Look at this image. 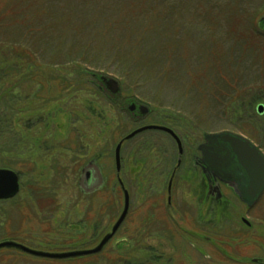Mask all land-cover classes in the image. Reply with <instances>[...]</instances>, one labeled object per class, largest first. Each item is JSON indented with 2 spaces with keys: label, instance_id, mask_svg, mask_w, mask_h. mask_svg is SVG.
I'll return each mask as SVG.
<instances>
[{
  "label": "rangeland",
  "instance_id": "rangeland-1",
  "mask_svg": "<svg viewBox=\"0 0 264 264\" xmlns=\"http://www.w3.org/2000/svg\"><path fill=\"white\" fill-rule=\"evenodd\" d=\"M263 16L264 0H0V85L7 89L11 83L15 88L16 81L23 83L18 80L23 74H14L18 70L42 77L37 78L40 84L25 79L16 89L18 97L13 90L4 94L0 87V118L9 127H0V160L16 161L17 168L28 170L20 162L27 158L25 154L32 150L33 143L24 137L28 133L20 126H28L31 134L42 133L46 111L52 117L51 137L45 138L48 149L35 155L47 170L23 174L24 188L28 189L20 197L25 200L23 205L15 208L12 201L0 202V240L14 239L32 250L48 253L84 248L85 240L93 235L91 229L84 232L69 225L68 229L64 227L68 235L56 237L45 231L43 221L50 218L51 225L57 226L65 212L77 221L79 215H85L86 201L92 193L103 187L104 198L96 197L94 226L98 224V235L108 232L107 224L122 210L119 201L123 191L111 192L108 186L115 177V147L130 131L155 121H174L186 148L194 139L201 142L203 134L228 132L244 137L264 156V111L257 112L259 105L264 106ZM27 54L37 67L27 62ZM100 76L115 80L121 97L147 106L149 116L153 112L154 117L143 122L128 121L132 118L127 100L120 97L110 102L106 92L98 88ZM11 96L16 98L14 106ZM38 110L42 115L36 118ZM17 125L23 135L20 140L16 137ZM144 139L161 140L168 153L177 151L161 131H146L123 144L121 160L132 201L121 234L128 226L137 227L140 221L138 210L144 196V189L139 188L142 156L138 153L133 158L138 163L132 165L128 154ZM152 150L147 154L150 158L157 155L152 157ZM97 155L102 157L97 167H92L95 183L88 187L83 174V181L78 182V168ZM163 179L166 183L168 177ZM37 182L39 185H35ZM163 184L158 185L156 193H163ZM177 197L190 199L181 190ZM99 200H106L102 208L98 207ZM254 212L257 216L253 221L264 237V196ZM238 222L231 229L235 230ZM219 225L218 230L227 235L219 250L233 254L235 234L231 235L226 219ZM78 233L86 239L76 238ZM116 240L122 245L116 252H124V238L118 234L111 245ZM110 247L102 253L70 260H38L12 250L8 255L17 264L18 260L20 264H107L108 256L110 264H124L113 261L116 256L109 255L113 253ZM203 248L202 256L209 253L214 257L215 251ZM202 256L194 264H206Z\"/></svg>",
  "mask_w": 264,
  "mask_h": 264
},
{
  "label": "flooded vegetation",
  "instance_id": "flooded-vegetation-1",
  "mask_svg": "<svg viewBox=\"0 0 264 264\" xmlns=\"http://www.w3.org/2000/svg\"><path fill=\"white\" fill-rule=\"evenodd\" d=\"M97 80L100 84L98 88L102 91L101 93L106 92V94L108 95L107 99H109L110 102L114 103L118 100V98L120 99L121 93H112L105 81L102 80L101 76L99 78L97 77ZM18 87L19 83L16 86V89H18ZM15 94V97H18V93ZM121 98L122 100H127V111L129 112V116L131 115L132 118V120L128 119V121L143 122L154 117L153 112L152 115H150L151 117H153L151 118L149 116L151 110L150 108H147V106H143L141 104L139 105L138 102L130 100L125 96ZM49 101L50 99H48V102ZM132 105L134 106L133 110L130 109V106ZM141 107L147 108L145 113H143ZM40 115H42V113L40 110H38L36 118ZM129 116L128 118H130ZM33 118H35V116ZM51 118L52 117L50 111H46V115L43 119V121H45L43 122V132H34L35 134H31L27 129L26 133L28 134L24 135V137L30 138L33 143L32 150L25 154L27 158L23 159L22 162H20V164L22 165L21 167L25 168L27 166L28 170L24 172L21 169L17 168L16 165H18V163L16 161H12L13 165L16 166L15 169L6 167L0 168L14 171L18 176L19 182L18 194L13 199L4 201L0 200V202L12 201L14 202L13 204L15 208L23 205L25 200H20V197L25 194H23V191L28 190L24 188V184L22 181L23 174L32 172L35 173L36 170H47L44 166V162L40 163V161H36L35 155L36 153L44 152V149H48V145H45V138H47L48 140V138L51 137ZM35 121H37V119ZM31 122L33 124L34 120ZM34 124L36 125V122H34ZM150 125L163 126L174 131V133L180 138L183 157H181L179 162L178 146L173 137L165 132L163 133L167 136V138H169L172 145L175 146L177 150L175 152L176 154L174 152L168 153L167 146H165V144H160L162 141H159L157 139H152L150 142H147V140L144 139L140 146H137L134 151H132L131 149L128 155L129 159L133 163L132 165L138 163L137 161H135V159H133L138 155V153H140L139 156H142V159L140 160L141 162H139V176L141 178L143 176V179H141L139 182V188H143L144 191L148 190L146 194L144 192L143 199L140 203V210H138L141 212L139 219L140 221L137 226L138 230L132 229L134 228V226L132 228L131 226H128V228H126V232L128 234L126 232H123V234H121V230L125 225L127 218H129L131 212L132 200L130 197L129 211L124 222L121 224L118 231L115 232V235L112 237V239L107 243L108 245H105L101 253L106 250L107 246H111L109 250L113 252H116L118 250L117 248L122 246L121 244H119V240H116L112 244L113 246L111 245V242L119 234L122 236V238H124L123 246H126L123 252L124 264H179L180 260L183 261L182 264H194V262L196 261L197 263L200 256H202V250H204L203 247L208 248V251L209 249H211L212 253L213 251H215V254H213V258L209 253L208 255L202 256L203 262H205L206 264H264V237L260 236L258 227L256 226V222L253 221L256 215L254 211L258 207L259 202L264 196V187L259 195H253V192L257 189L258 181L254 180L255 183L252 181V176L249 174L250 172L243 166L235 153H233L231 144L221 138H208V136L216 134H203L201 142L198 143V141L194 139L192 140V143H190L191 146L186 148L185 142L178 132V128L174 126L176 125L174 121H159V123L155 121V123H150L148 126ZM16 128V137L18 136V139L20 140L23 135L18 132V125L16 126ZM20 128L22 129V126H20ZM143 133L137 136H140ZM129 134H131V131ZM232 135L237 136L235 134ZM126 136H123V138ZM123 138H120V140H122ZM241 138L247 141V139H245L244 137ZM129 141H124L123 144L125 142L128 143ZM251 145L255 147L253 144ZM124 149L125 148L121 149V159L122 155L124 154ZM149 149H153L151 151L152 157L154 154L157 155L153 158H150V156L148 157V155H150ZM85 157L86 155L83 156V159ZM99 157L101 158L102 156H92L87 162L84 160L85 165L83 166V168H78V170H80L81 172V176L79 177L78 182L81 183L83 174L85 177L84 184L86 186L89 187L91 186V184L93 185L95 183L92 167L96 166L98 161H100ZM83 159L80 160L82 161V163ZM122 163L123 162L121 160L120 179L122 180L124 188L128 190L130 195V190L126 188L127 170H125L126 167L125 169H123L124 167ZM76 166L77 165L73 166V170L74 168H76ZM113 169L115 172V177L110 183H108V186L110 187L109 189L111 192H113L114 190H120L122 192L121 184L116 176L115 165ZM58 170L60 172L62 168H58ZM88 172H90L89 182ZM185 173V177L184 175L181 176V174ZM163 177H168L166 183ZM171 178L172 183L169 195L168 187ZM135 183H137V181H135ZM161 184H163L162 188H164L162 189L163 193H156V191H158V185ZM178 190H181V192L185 191V193L190 196V199L185 200L182 198L181 200H179V198L177 197ZM150 191L152 193H150ZM95 192L92 193L93 196L95 195ZM160 195L162 196V198H159ZM79 201L77 200V202ZM86 202V206L88 207V209L85 210L86 212L85 215H83L84 217L82 215H79L80 219H78L77 221H73V217L71 215H66L65 212L64 216L58 219V221H60L57 222L58 225L54 227L49 221L50 218L45 219L43 221V224H46L44 225L46 228L45 231L53 233L56 237H61L64 233L68 235V231H65V229H68L69 225L75 226V228L76 226L80 227L81 230L79 231L84 230V232H86L88 229H91V231H93V235L90 236V240H85L83 245L85 244L86 246L79 249L78 251L90 250L95 248L104 237V235L108 234L111 231L114 223L119 218L121 212H123V205L122 210L119 212L117 218L114 221L111 220L114 223L110 221L107 224L110 225V223H112L110 230L104 233L103 236L99 237L95 232L98 228V224L94 226V221H86L89 217H91L93 211H95V209L97 208V199L92 197ZM203 209L204 212L202 213ZM249 215H252V217L250 216L252 218L251 221L249 220ZM77 216L78 215H76V218H78ZM223 219L224 221L226 219V221L229 222L231 235L235 234L234 242L236 246L233 254H230L228 250L227 252L219 250L222 247L220 244L221 240L223 238H227V235H224L218 230L220 228L219 224ZM237 221H239L238 227L235 230L231 229V226H234L235 222L237 223ZM66 235L64 237H66ZM79 235L80 233L75 235L79 240L83 241L84 239H86V237L82 238L83 236L79 237ZM186 237L187 239H192V241H189V239L187 241L185 239ZM260 238H262V240ZM5 241H13L19 243L14 239L0 240V243ZM222 242L226 243L227 241L224 240ZM181 243L182 245L179 246V244ZM11 250L19 252L12 248L0 250V253L2 252V256H0V258L2 259L0 264H17L16 260L8 255L12 253ZM6 251L11 252L8 253ZM251 251L254 252L250 253ZM132 255H134L137 260H134V258H132ZM33 258L45 261L49 260L37 257ZM177 258H180V260ZM211 258L214 261H212ZM20 262L21 260H18V264H20ZM39 263L40 262H38V264ZM87 264H93V262H89ZM107 264L110 263L107 261Z\"/></svg>",
  "mask_w": 264,
  "mask_h": 264
},
{
  "label": "water",
  "instance_id": "water-1",
  "mask_svg": "<svg viewBox=\"0 0 264 264\" xmlns=\"http://www.w3.org/2000/svg\"><path fill=\"white\" fill-rule=\"evenodd\" d=\"M264 22V16L261 17L260 23ZM103 81L107 84L110 91L112 93H117L119 90V84L113 79H107L102 78ZM134 106H130V109L133 110ZM141 110H143V113L147 110L146 107H141ZM264 111V106L259 105L257 107V112L259 114H262ZM146 131H162L165 133H168L173 139L175 140L178 151H179V162L182 156V145L180 138L172 131L171 129L163 126H144L139 129L134 130L131 132V134H128L126 137H124L115 147L114 151V160H115V169H116V176L118 181L121 184L122 191H123V212H121L119 218L114 223L111 231L104 235V237L101 239L99 244L90 250H80V251H72V252H64V253H48V252H41V251H35L32 250L24 245H21L19 243L13 242V241H5L0 243V250L1 249H15L19 252H22L26 255L37 257V258H43V259H49V260H65V259H71V258H77V257H84V256H91L100 253L105 245L112 239V237L115 235V232L118 231L121 224L124 222L128 211H129V204H130V195L129 192L124 188L122 184V180L120 179V172H121V149L122 144L124 141H129L133 139L135 136L146 132ZM208 138H221L224 141L229 142L232 146L233 153L238 157L240 162L243 164L245 168L250 172L249 174L252 176V181L254 180L258 181L257 189L253 192L254 196L259 195L261 193L263 187H264V156L260 153L259 150H257L255 147H253L248 141L242 139L241 137L234 136L231 133L224 132L216 135H210ZM90 181V172H88V182ZM172 178L169 183L168 187V193L170 195V188H171ZM255 183V182H254ZM19 191V182H18V176L17 174L9 169H0V200H10L13 199Z\"/></svg>",
  "mask_w": 264,
  "mask_h": 264
},
{
  "label": "trees",
  "instance_id": "trees-1",
  "mask_svg": "<svg viewBox=\"0 0 264 264\" xmlns=\"http://www.w3.org/2000/svg\"><path fill=\"white\" fill-rule=\"evenodd\" d=\"M15 51H16V49H15ZM27 58H26V60H27V62H30V63H32L33 65H34V60H33V58L29 55V54H27ZM34 66H36V65H34ZM29 67V66H28ZM37 67V66H36ZM19 74V76H20V74H23V75H21L20 76V78L18 79V80H20V79H22L23 80V83L22 84H24V80L26 79V80H28L29 82L28 83H37V84H40V82H37L38 81V79L39 78H41L42 79V77H36V76H33V72L32 71H26V72H20L19 70L18 71H16L14 74ZM38 75V74H37ZM24 76H26V77H24ZM0 77H2L1 75H0ZM16 78H18V77H16ZM38 78V79H37ZM21 84L20 82H15V85H17V84ZM28 85V84H27ZM13 86H14V84L13 83H11L10 84V87H8L7 89H5V87L3 88V86H1L0 85V87H2L3 88V90H4V94H6L8 91H11V90H13V92L15 91V92H17L18 90H16V87L15 88H13ZM29 86V85H28ZM12 92V91H11ZM101 92V91H100ZM18 93V92H17ZM46 93H48V92H46ZM44 94H45V92H44ZM4 95H2L1 97H3ZM15 96H16V94H15ZM12 98H13V96H11ZM15 99L16 98H13L12 99V101L10 102L11 103V105L12 106H14V101H15ZM46 101L48 102V99H46ZM3 104H6V101H5V99H3ZM6 105H8V104H6ZM11 105H9V106H11ZM11 108H13V107H11ZM12 111H14L13 109H12ZM14 113H15V111H14ZM12 115H13V113H12ZM0 117H1V114H0ZM78 117H79V115H78ZM2 122H4L3 120H1V118H0V127L2 128V127H4V128H2V129H5V127H8L7 125L8 124H2ZM9 128V127H8ZM22 129L23 130H25L26 129V131H27V129H28V126H22ZM72 136V135H71ZM73 138L72 139H75L74 138V136H72ZM150 150V149H149ZM148 154H149V152H148ZM0 162H1V167L2 166H5L6 168H10V169H12V167H13V165H12V162H9V161H7L5 158H3V160H0ZM12 166V167H10V166ZM112 171H113V168H112ZM101 177L102 178H104L103 176H102V173H101ZM112 178H113V176H112ZM112 180V179H111ZM35 185H39L38 184V182L35 184ZM104 187L102 188V189H100L99 191H96L95 192V195L93 196H91L90 197V199L92 198V197H94V198H96L97 196H99L100 195V197H102V196H105V194H104ZM148 191V190H147ZM147 191H142L143 193H142V195L144 194V192L146 193ZM102 195V196H101ZM122 193H121V200L119 201V205H120V209H121V207H122V201H123V199H122ZM130 197H131V195H130ZM104 197H102V199H103ZM105 202H106V200H99V206L98 207H100L101 206V208L104 206L103 204H105ZM100 208V209H101ZM120 209H119V211H120ZM96 212V210L95 211H93V213H92V215H91V217H89L86 221H88V222H91V221H94V218H97V213H95ZM99 212H101V210H99ZM119 213V212H118ZM118 213H117V215L115 216V219L117 218V216H118ZM113 223V222H112ZM110 225H112L111 223H110ZM110 225H108V227H111ZM134 230L135 229H137L138 230V227H134L133 228ZM105 231H106V229H105ZM96 232V231H95ZM97 236H103V234L101 235H97ZM99 240V239H98ZM113 252V251H112ZM107 253H109V252H107ZM112 254H114L115 256H116V259H113V261H122L123 262V258H124V255H123V252H119V254L116 252V253H109V255H112ZM132 258H134V260L136 259L135 258V256L134 255H132ZM67 260H70V259H67ZM106 260L109 262V263H111V259L109 258V256L108 257H106ZM52 261V260H51Z\"/></svg>",
  "mask_w": 264,
  "mask_h": 264
}]
</instances>
